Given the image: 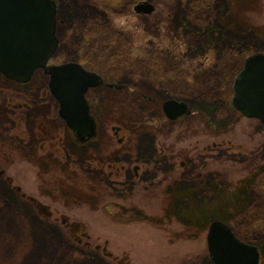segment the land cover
<instances>
[{"label": "rangeland", "instance_id": "obj_1", "mask_svg": "<svg viewBox=\"0 0 264 264\" xmlns=\"http://www.w3.org/2000/svg\"><path fill=\"white\" fill-rule=\"evenodd\" d=\"M138 1L115 0L110 7L99 0H59L58 35L64 38L55 60L75 57L74 47L79 45L90 54H103L107 39L115 37V58L96 61L101 62L104 76L117 83L130 82L120 91L102 88V100L89 96L98 109L94 114L100 135L108 131L101 137L102 154L114 155L137 143L154 150L152 131L167 118L162 112L163 89L193 104V114L180 119L183 132L176 136L168 127L171 131L164 139L172 143L170 162L198 160L193 155L201 150V139H223L226 144L213 149L210 170L198 177L196 185L185 186L193 179L177 176L165 186L149 183L119 195L99 178L60 168L40 148L38 132L63 129L54 120L59 105L46 92L48 77L37 70L29 82L16 83L0 75V100L16 89L29 95L21 94L18 101L32 108L16 111L7 100L0 105V264H215L207 244L215 219L257 245L264 264V123L242 116L231 105L235 75L250 55L264 53V0H149L156 7L151 14L136 12L133 6ZM98 7L108 11L109 21L97 13ZM187 7L191 9L186 12ZM177 10L179 35L173 29ZM191 12L199 21L212 20L214 34L191 37L193 26L185 20ZM97 37H104L103 47ZM206 44L207 59L203 54L182 58L191 60L182 62L184 68L196 67L187 74L189 84L185 74L162 73L161 65H169V58L163 59L159 48L202 50ZM202 60H206L203 65ZM107 62L110 66L104 68ZM194 81L199 85L193 86ZM147 87L159 88V96ZM3 89L8 90L3 93ZM148 90L159 98L157 102L143 98L142 92ZM16 113L24 116L21 126L15 122ZM36 113L43 119L35 118ZM111 125L131 132L128 141L119 145ZM228 140L243 146L228 148ZM197 143L201 145L196 147ZM30 197L48 204L58 218L43 219ZM115 200L124 209L110 205ZM57 210H65L75 221L71 232L61 230ZM48 222L61 231L48 228Z\"/></svg>", "mask_w": 264, "mask_h": 264}, {"label": "flooded vegetation", "instance_id": "obj_2", "mask_svg": "<svg viewBox=\"0 0 264 264\" xmlns=\"http://www.w3.org/2000/svg\"><path fill=\"white\" fill-rule=\"evenodd\" d=\"M89 1H93V0H89ZM99 1L104 2L108 6L112 7L115 0H99ZM142 1H146V0H139L138 2H136L133 6V9L137 3L142 2ZM208 1L212 3L211 0H208ZM193 3L197 4V2H193ZM226 3H228L227 0H226ZM56 4H57L56 36L58 39V46H57L55 53L50 58L48 63L49 65H57V64H62V63H76L80 65L84 70L91 72V73H95L101 77V84H99L98 86L90 87L85 94L86 99L89 103L90 114L94 117L96 121L97 134L92 139H89L84 142L80 141L77 138L76 134L74 133L73 129H71V127L68 126L66 120L60 116L58 112L59 110L58 108L57 110L58 113L53 116H55L54 120L57 126H63V129L62 130L54 129L53 131L38 132V135H40V140H41L40 148L43 149L44 151L46 150L45 151L47 153L46 155H48L50 159L55 160V163L60 165V168L62 169L63 167L73 168V169L79 170V173H82L83 175H86L90 178L92 177L99 178L100 183H103L105 185H110L111 187H113L115 191H118L117 193L119 195H122L124 192L128 190H131L132 192L137 186L148 185L149 183H156L157 185L165 186L166 182L167 181L169 182L171 178L173 181L177 180L178 179L177 176H184L187 179H193L192 182L188 181L189 184H186L185 186L196 185L198 177L202 179L204 173L205 172L207 173L210 170L209 166L212 164L211 162L213 160L212 159L213 149L215 147L224 146V144H226V141L223 139L221 140L222 142L221 141L215 142L213 140L210 141L209 137L207 136L208 138L201 139L204 142L201 146V150L196 151V153H194L193 155V157L198 160L194 159V161L187 162L186 161L187 159L185 160V158H183V160H181L180 158H177L175 161L170 162L169 161V158H171L170 154L171 155L173 154L170 150L171 148L170 145L172 143L166 141L164 138L167 137L166 135L167 133L171 131V129H173L176 132V136H178L180 132H183L180 119L193 114V104L183 98H179L180 97L179 95L172 94L168 90L165 91L163 89V92H162V94L165 96L162 102V112H163V115L167 117L166 121L161 120V123L158 124L160 125L159 130H153L152 135L150 136V140L154 143L153 151H150L146 149L145 147H138L139 143H137V145H134V144L127 145L125 148V151H119L118 153L114 155L111 153H110L111 155L108 153L102 154L101 144H103L104 142H102L103 139L101 137H105L108 131H105L103 136L100 135L99 119L94 114V111L98 109H96L95 103L91 101L89 96L92 95L94 100H102L103 98L102 97L103 91L101 90L102 88L120 91L123 89H128L130 82L129 84H126L125 82L117 83L114 79L112 78L109 79L107 76H104L102 74L100 66L98 65L101 62H98L97 64V61H96L97 58L99 59L100 57H106L109 60H111L112 58H115L116 56V53H115L116 45H114V42L116 40L115 37H109L108 39L105 38L108 40V43L106 45H103L104 46L103 54L101 53V51L100 53H94L92 51V53L90 54L89 52L85 51V47L81 48L80 46L82 45H79V46L74 47L75 50H77L74 53L75 57L67 58L64 61L55 60L57 59L58 53L62 49L63 38H64V37H59L58 35V25L60 24V20L58 18L59 0H56ZM187 8L188 9H186V12L191 9L190 7H187ZM97 13H102L107 21L110 20L109 13L106 9H102L98 7ZM189 14H190L189 16L187 14V18L185 16V20L188 22L189 26H193V28H191L192 30L191 37L192 36L195 37L196 35L201 34V33L205 34L206 37H210L212 34H214L213 33L214 29H212L214 24L212 23V20L210 19L205 20L201 17L200 19L201 21H199L198 15H195V13H192V12ZM175 18L176 19L173 23V29L179 35L178 30L181 25V21L179 20V10H177ZM209 32H210V35H209ZM97 38H98L99 45L102 46L101 42L104 41V39H102L104 37H100L101 39L99 37ZM186 40L188 43H190L189 42L190 40L188 37L186 38ZM207 48H208L207 44L205 48L202 50L188 49L187 51H181V50L172 51V49L170 48L168 49H165L162 47L159 48V50L163 52L162 58L163 59L169 58L167 59L168 61H166V63L169 65H165V62H164V65H161L162 73L164 74L165 73H179L180 77L185 74V77L183 79L186 85L189 84L191 81L190 82L187 81V77L191 79V76H188V75L190 73H193L196 67L190 66L189 68L187 67L184 68L182 66V62L187 63L189 61V64H190L191 60L182 61V58L184 59L185 57L197 58L199 54H203L204 58L207 59L208 53L205 50ZM109 51L110 53H107ZM88 63L94 64L95 66L89 65ZM161 63H163V61ZM203 63H206V60L205 61L202 60L201 64L203 65ZM109 66L110 65L108 62L104 64V68H109ZM198 67H201L200 69L204 68L203 66H198ZM39 70H41L48 77V80L46 83V90H47L46 92L49 93L51 98L55 100L59 105V101L56 99V97L54 96V94L51 92L49 88V85H48L49 75L45 73L44 69H39ZM174 78L175 77H173L172 79ZM14 82L21 83L17 81H14ZM197 84L199 85V83L194 81L193 86ZM144 88L145 87H143V89ZM147 89H149V87H147ZM152 89L153 90H150V89L149 90L155 96L157 95L159 96V90H158L159 88L157 89V87H153ZM7 90L3 89L1 92L5 93ZM90 90H93L92 93L90 92ZM149 90L147 92H142L141 95L147 101L157 102L159 98L153 97L154 95L149 93ZM9 93H11L12 95H9L6 98H2L0 100V105L5 104V101L7 100L8 106L16 111H20L22 108H24V106H26L28 110L32 109L30 105H28L27 103L25 104V103H21L20 101H18V98H21V96L25 94L24 92H20V90L14 89L13 91L9 90ZM25 96L29 97V95H26V94ZM170 99H174L178 102H182L186 104L187 113L181 116H178L177 118H171L165 110V103ZM23 117L24 116L22 114H17V113L14 114V119H15L16 124L19 123L21 126V123L24 120ZM34 117L43 119L42 114H39V113H36ZM39 119H36V121ZM169 125L171 126V129L168 128ZM154 127L153 129H155ZM15 129L16 128H14V130ZM111 132H112V135L117 139V142L119 143V145H123L126 141H128V136H130V133H131L129 131H124L123 127L120 125H111ZM14 134L16 135L17 133L14 132ZM198 144L199 143L195 144V146L197 147L201 145V144L199 145ZM227 144H228L227 145L228 148L234 147V148L240 149L243 146L241 144L235 145L234 143H232L231 140H228ZM178 159L180 160V162H178ZM208 181L209 179L207 180V183ZM18 190H21V187H18ZM30 200L32 201V205L34 206V211L37 212L39 215L43 216L44 217L43 219L45 218L46 219H50V218L57 219L58 218V216L53 215L54 210L51 209L48 206V204L44 203L43 201L39 200L36 197H30ZM110 205L123 207L121 203L117 200L112 201ZM122 209H124V207ZM57 211L60 212V210H57ZM60 213H61L60 217L62 219L61 220L62 225H60L61 230L64 232L65 231L71 232L74 229V226L76 225L75 221H72L70 219L71 216L65 213V210ZM58 222L59 221L57 222L55 221L53 223L56 224ZM48 224H49L47 225L48 228H54V229L57 228L56 230L61 231L59 230V226L53 225L50 222H48ZM88 233L85 231L82 232L83 235L87 234L86 237L90 239L91 237L89 236ZM86 245H89V243H86Z\"/></svg>", "mask_w": 264, "mask_h": 264}, {"label": "water", "instance_id": "obj_3", "mask_svg": "<svg viewBox=\"0 0 264 264\" xmlns=\"http://www.w3.org/2000/svg\"><path fill=\"white\" fill-rule=\"evenodd\" d=\"M138 13L151 14L154 4L142 1ZM56 0H0V74L27 83L38 69L49 75V88L59 101V114L84 142L97 134L86 92L101 77L76 63L48 65L58 46ZM232 107L264 123V53L250 55L233 82ZM165 110L171 118L187 113V106L170 99ZM208 251L215 264H260V250L241 240L225 222L215 219L207 233Z\"/></svg>", "mask_w": 264, "mask_h": 264}, {"label": "trees", "instance_id": "obj_4", "mask_svg": "<svg viewBox=\"0 0 264 264\" xmlns=\"http://www.w3.org/2000/svg\"><path fill=\"white\" fill-rule=\"evenodd\" d=\"M232 229L234 230V228L232 227ZM235 231V230H234Z\"/></svg>", "mask_w": 264, "mask_h": 264}]
</instances>
